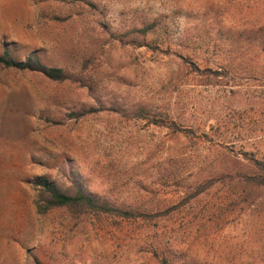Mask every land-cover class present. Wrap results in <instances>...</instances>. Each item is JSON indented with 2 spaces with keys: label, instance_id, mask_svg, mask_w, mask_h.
Returning a JSON list of instances; mask_svg holds the SVG:
<instances>
[{
  "label": "rangeland",
  "instance_id": "obj_1",
  "mask_svg": "<svg viewBox=\"0 0 264 264\" xmlns=\"http://www.w3.org/2000/svg\"><path fill=\"white\" fill-rule=\"evenodd\" d=\"M153 20L158 49L138 46ZM4 50L68 77L0 65V264H160L166 248L170 264H264V186L191 195L264 157V0H0ZM70 170L116 206L177 207L40 213L34 179Z\"/></svg>",
  "mask_w": 264,
  "mask_h": 264
},
{
  "label": "trees",
  "instance_id": "obj_2",
  "mask_svg": "<svg viewBox=\"0 0 264 264\" xmlns=\"http://www.w3.org/2000/svg\"><path fill=\"white\" fill-rule=\"evenodd\" d=\"M156 24L157 21L153 20L137 30L142 37L141 40L135 41L138 46H146L149 49H158L156 45H151L149 41L145 40L146 35L154 29ZM181 57L191 62V64H194L193 61H190L191 59L189 57ZM0 65L20 70L40 71L50 79L58 81L64 80L68 77L62 67L47 66L43 64L40 58L35 54H29L24 60H19L18 58L13 57L8 50H4L0 55ZM194 67L195 69H198L197 66ZM209 69L210 68H206L204 70ZM214 73L218 75L219 71L216 70ZM93 111H96V108L90 107L88 109L73 111L70 114L74 117H81ZM134 111V115L138 118H146L149 122L156 125H165L171 129L182 131V128L174 122L168 121L166 118L161 116L152 115L143 107H139ZM245 157L255 166L256 171L254 173H237L234 176L221 174L206 178L202 182L198 183L191 195L194 197L216 183H224L226 179H233L241 186H248L252 188L263 187L264 157L258 158L254 154H245ZM66 167L67 166H63L62 168L64 173H67ZM69 179L70 183H67L64 178L54 179L53 177L47 175L38 176L34 179L33 185L39 193V199L37 200L36 205L40 213H44L54 208H68L76 214L93 213L96 215H114L127 220L137 218L151 220L156 216L171 212L177 207V205H172L166 210L157 213L119 207L104 197L97 195L96 193L89 192L84 184V181L80 178V176L76 175L74 170H70ZM154 253L157 258L159 257L158 261L160 264H170L169 251L167 248L160 249L161 256L156 251H154ZM35 264H40V262L36 261ZM185 264H187V262Z\"/></svg>",
  "mask_w": 264,
  "mask_h": 264
}]
</instances>
